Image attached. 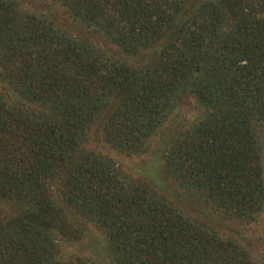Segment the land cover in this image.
<instances>
[{
	"label": "trees",
	"instance_id": "1",
	"mask_svg": "<svg viewBox=\"0 0 264 264\" xmlns=\"http://www.w3.org/2000/svg\"><path fill=\"white\" fill-rule=\"evenodd\" d=\"M51 1L66 28L0 0V264H97L58 244L89 226L116 264H247L236 241L82 144L96 125L113 148L146 152L190 96L202 112L158 140L163 172L212 212L255 220L264 0Z\"/></svg>",
	"mask_w": 264,
	"mask_h": 264
},
{
	"label": "rangeland",
	"instance_id": "2",
	"mask_svg": "<svg viewBox=\"0 0 264 264\" xmlns=\"http://www.w3.org/2000/svg\"><path fill=\"white\" fill-rule=\"evenodd\" d=\"M15 1L24 10L35 12L46 18H52L62 28L70 25L65 12L51 0ZM86 36H92L93 40H91L101 48L113 49L104 38L95 33H86ZM3 87L4 84L0 81V91ZM201 112V109L196 106L190 96L183 97L164 124L163 132L152 139L146 152L127 153L113 148L103 140L96 125L86 133L82 147L86 151L94 150L111 158L136 181L155 188L162 193L168 202L186 215L209 225L222 238L236 241L246 253L247 264H264V211L253 221L232 219L212 212L204 204L175 187L163 172L161 156L165 146L159 144L158 140L162 139L165 143V139L170 136L175 128L183 129L196 119ZM259 135L264 159V131L262 130ZM1 209V216H3L7 208L3 206ZM89 229V236L85 237L84 241L74 242L68 237L59 236L58 244L62 259H67L70 256H81L97 264H116L115 259H110L107 255L108 250L104 246V237L101 232L91 226H89Z\"/></svg>",
	"mask_w": 264,
	"mask_h": 264
}]
</instances>
